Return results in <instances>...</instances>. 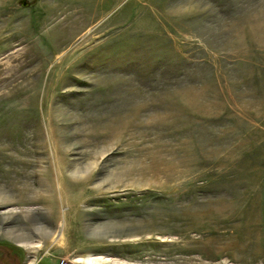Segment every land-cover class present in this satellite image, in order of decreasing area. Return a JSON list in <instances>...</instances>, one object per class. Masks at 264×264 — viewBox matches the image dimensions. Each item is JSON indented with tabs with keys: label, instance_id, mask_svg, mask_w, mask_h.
Instances as JSON below:
<instances>
[{
	"label": "rangeland",
	"instance_id": "1",
	"mask_svg": "<svg viewBox=\"0 0 264 264\" xmlns=\"http://www.w3.org/2000/svg\"><path fill=\"white\" fill-rule=\"evenodd\" d=\"M79 223L100 264H264V0H0V264Z\"/></svg>",
	"mask_w": 264,
	"mask_h": 264
},
{
	"label": "crops",
	"instance_id": "2",
	"mask_svg": "<svg viewBox=\"0 0 264 264\" xmlns=\"http://www.w3.org/2000/svg\"><path fill=\"white\" fill-rule=\"evenodd\" d=\"M66 205L69 206L68 204ZM68 216L69 215H67V212H65L63 217L65 223L64 226H66V224L68 223L67 221L70 218V217L68 218ZM77 228H84V227L79 223L73 229L68 230V228H66L67 229L65 230L67 232V235L65 236L66 239H63L60 243H57L52 253H51L50 245L46 249H44L42 243L41 244L40 242L36 243L37 240L36 241L27 240L26 238L29 237L30 233H23L20 235L11 236V239L5 238L6 243L9 244L8 246L11 247L12 250H15L18 256H20L18 258L20 260V263L19 261L17 262L16 260L17 258L14 257L15 255L11 253L13 251L9 252V256L7 255V253L5 252L4 253L8 256L9 261H12L13 264H42V262L45 261L46 259L49 260L50 264H57L59 260H64V259L71 260L73 261L74 264H86L84 263V261L78 262V260H85L89 257L95 258L101 255L93 254L94 253L93 250L83 251L78 246H76V244H74L72 239L73 238L75 239L74 236L76 235V233H78ZM93 233L94 231L92 232L89 230L88 234H91V236H93ZM33 236H37V234ZM18 237H22V239ZM89 240H91L92 243H99L100 245L102 244L99 240H95L93 237H91V239L89 238ZM80 243L82 242L80 241ZM97 253H101V252H97Z\"/></svg>",
	"mask_w": 264,
	"mask_h": 264
},
{
	"label": "bare ground",
	"instance_id": "3",
	"mask_svg": "<svg viewBox=\"0 0 264 264\" xmlns=\"http://www.w3.org/2000/svg\"><path fill=\"white\" fill-rule=\"evenodd\" d=\"M103 258L102 257H97V258H87L84 260V262L86 264H100L103 262ZM79 262H81L82 260H78Z\"/></svg>",
	"mask_w": 264,
	"mask_h": 264
},
{
	"label": "built area",
	"instance_id": "4",
	"mask_svg": "<svg viewBox=\"0 0 264 264\" xmlns=\"http://www.w3.org/2000/svg\"><path fill=\"white\" fill-rule=\"evenodd\" d=\"M57 264H73V261L71 262V260H68V261H66V260H59L57 262Z\"/></svg>",
	"mask_w": 264,
	"mask_h": 264
},
{
	"label": "water",
	"instance_id": "5",
	"mask_svg": "<svg viewBox=\"0 0 264 264\" xmlns=\"http://www.w3.org/2000/svg\"><path fill=\"white\" fill-rule=\"evenodd\" d=\"M22 4L25 5V2H23Z\"/></svg>",
	"mask_w": 264,
	"mask_h": 264
}]
</instances>
